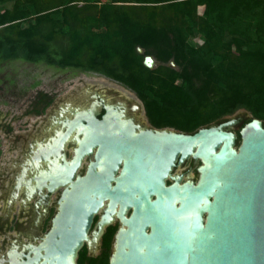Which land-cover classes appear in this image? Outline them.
Instances as JSON below:
<instances>
[{
    "label": "water",
    "instance_id": "water-1",
    "mask_svg": "<svg viewBox=\"0 0 264 264\" xmlns=\"http://www.w3.org/2000/svg\"><path fill=\"white\" fill-rule=\"evenodd\" d=\"M145 64L153 67L152 55ZM238 122L135 136L104 133L103 121H91L75 156L68 160L61 145V161L40 179L50 191L64 187L52 228L38 246L44 264H76L106 199L96 238L114 215L124 224L111 264H264V123L242 124L238 144L231 129ZM93 153L87 171L78 172ZM189 157L202 162L199 179L172 176L168 184L177 161Z\"/></svg>",
    "mask_w": 264,
    "mask_h": 264
},
{
    "label": "trees",
    "instance_id": "trees-1",
    "mask_svg": "<svg viewBox=\"0 0 264 264\" xmlns=\"http://www.w3.org/2000/svg\"><path fill=\"white\" fill-rule=\"evenodd\" d=\"M12 1L0 11V64L93 71L136 88L139 80L183 77L190 130L240 110L250 114L243 124L264 123V0ZM146 55L173 58L181 69L161 73Z\"/></svg>",
    "mask_w": 264,
    "mask_h": 264
},
{
    "label": "flooded vegetation",
    "instance_id": "flooded-vegetation-1",
    "mask_svg": "<svg viewBox=\"0 0 264 264\" xmlns=\"http://www.w3.org/2000/svg\"><path fill=\"white\" fill-rule=\"evenodd\" d=\"M153 58L152 68H161V73L172 76L170 68L181 69L173 58L167 61ZM56 68L68 69L70 73L52 78L43 72L32 84L35 91L18 89L17 94L7 95L6 110L0 108V264H44V252L40 254L38 246L52 228L64 187L50 191L40 179L54 163L61 161V145L68 160L75 156L91 121H103L104 133L135 136L147 132L195 133L205 126L190 130L195 118L189 114V82L183 77L139 80L136 88L101 73ZM77 73L82 75L78 80ZM11 83L14 84V79ZM67 87L73 90L63 92ZM233 118L239 121L231 129L237 133L240 144V129L246 116L230 115L214 124ZM94 159V153L86 155L78 172L84 174ZM201 164V160L192 157L178 160L166 178L167 183L173 182L172 176H182L183 181L190 177L198 180ZM121 168L122 164L119 172ZM108 206L106 199L104 209L94 218L89 239L80 249L76 264H111L116 237L124 225L122 220L114 215L100 239L94 234ZM131 212L129 209L127 216Z\"/></svg>",
    "mask_w": 264,
    "mask_h": 264
},
{
    "label": "rangeland",
    "instance_id": "rangeland-1",
    "mask_svg": "<svg viewBox=\"0 0 264 264\" xmlns=\"http://www.w3.org/2000/svg\"><path fill=\"white\" fill-rule=\"evenodd\" d=\"M13 4L12 0H0V11L4 10L6 7H11ZM204 9V6H200L198 8V12L201 13ZM198 36V35H197ZM199 37L192 38V41L196 44H200L202 40L198 39ZM68 69H58L55 66H48L45 63H30L23 60H12L6 61L0 64V108L6 110L7 105L5 103L7 99V95L14 94L18 92V89H24L28 91V88L31 92L35 91L36 88H33L35 85H32L35 80L39 79V75L44 72L47 76L59 77L60 75L65 76L66 73H70L67 71ZM59 71V72H58ZM76 72H79L78 70ZM92 75L97 76L98 74L92 73ZM43 76V75H42ZM82 75L77 73L76 80L80 79ZM69 77H73V74L69 75ZM11 79H14V84L11 83ZM91 79V78H87ZM66 80V79H65ZM18 81V85H17ZM85 82V81H84ZM91 82V81H88ZM80 85V83H78ZM87 84V83H85ZM89 84V83H88ZM71 87V86H70ZM67 87L63 92L68 93L72 88ZM33 88V89H31ZM62 92V93H63ZM17 94V93H16ZM242 115L243 117H249L250 114L244 110L238 111L233 116ZM239 126H236L238 129Z\"/></svg>",
    "mask_w": 264,
    "mask_h": 264
},
{
    "label": "bare ground",
    "instance_id": "bare-ground-1",
    "mask_svg": "<svg viewBox=\"0 0 264 264\" xmlns=\"http://www.w3.org/2000/svg\"><path fill=\"white\" fill-rule=\"evenodd\" d=\"M36 166V165H35Z\"/></svg>",
    "mask_w": 264,
    "mask_h": 264
}]
</instances>
